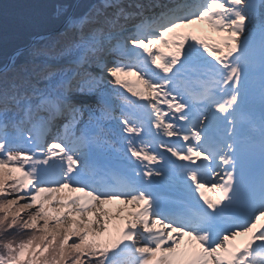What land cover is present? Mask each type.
Here are the masks:
<instances>
[{"label": "snow or ice", "instance_id": "6c2138e0", "mask_svg": "<svg viewBox=\"0 0 264 264\" xmlns=\"http://www.w3.org/2000/svg\"><path fill=\"white\" fill-rule=\"evenodd\" d=\"M12 39L0 264H264V0H32Z\"/></svg>", "mask_w": 264, "mask_h": 264}, {"label": "trees", "instance_id": "16d2710c", "mask_svg": "<svg viewBox=\"0 0 264 264\" xmlns=\"http://www.w3.org/2000/svg\"><path fill=\"white\" fill-rule=\"evenodd\" d=\"M30 1L31 0H0V36L13 33L15 17L17 14L21 13L22 10L28 8V6L27 8H25V6L28 5Z\"/></svg>", "mask_w": 264, "mask_h": 264}, {"label": "bare ground", "instance_id": "6f19581e", "mask_svg": "<svg viewBox=\"0 0 264 264\" xmlns=\"http://www.w3.org/2000/svg\"><path fill=\"white\" fill-rule=\"evenodd\" d=\"M31 3H32V0L30 2H28V5H26L25 8H27V6L29 8L31 6ZM27 9H24L21 12L26 11ZM2 36H3V46H4V48L11 47V45L13 43V39H12L13 33H7L6 35H2Z\"/></svg>", "mask_w": 264, "mask_h": 264}, {"label": "rangeland", "instance_id": "374dc122", "mask_svg": "<svg viewBox=\"0 0 264 264\" xmlns=\"http://www.w3.org/2000/svg\"><path fill=\"white\" fill-rule=\"evenodd\" d=\"M209 194H211V195H212V193H209Z\"/></svg>", "mask_w": 264, "mask_h": 264}]
</instances>
